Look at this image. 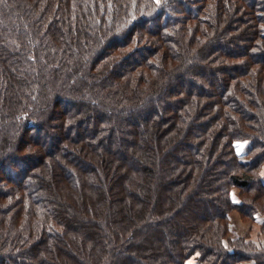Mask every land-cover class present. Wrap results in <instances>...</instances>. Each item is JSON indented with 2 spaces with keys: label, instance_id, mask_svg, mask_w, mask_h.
<instances>
[{
  "label": "trees",
  "instance_id": "trees-1",
  "mask_svg": "<svg viewBox=\"0 0 264 264\" xmlns=\"http://www.w3.org/2000/svg\"><path fill=\"white\" fill-rule=\"evenodd\" d=\"M263 164L264 0H0V264H264Z\"/></svg>",
  "mask_w": 264,
  "mask_h": 264
},
{
  "label": "rangeland",
  "instance_id": "rangeland-1",
  "mask_svg": "<svg viewBox=\"0 0 264 264\" xmlns=\"http://www.w3.org/2000/svg\"><path fill=\"white\" fill-rule=\"evenodd\" d=\"M162 2L164 0H157ZM251 142L249 140H241L236 143L237 150L240 154L247 153L250 149ZM19 164L22 162L18 161ZM261 175L264 181V164L261 169ZM243 191L237 186H231L229 196L235 203H240L243 198ZM213 210H216L212 207ZM229 226L228 232L224 239L227 247L235 246L237 248H246L256 251L264 250V211H249L234 208L228 213ZM190 264H201L198 261V255L194 254L188 260ZM256 259L241 260L236 264H255Z\"/></svg>",
  "mask_w": 264,
  "mask_h": 264
}]
</instances>
